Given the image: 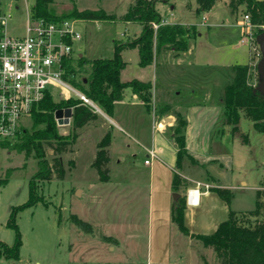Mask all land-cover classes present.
<instances>
[{
	"label": "rangeland",
	"instance_id": "374dc122",
	"mask_svg": "<svg viewBox=\"0 0 264 264\" xmlns=\"http://www.w3.org/2000/svg\"><path fill=\"white\" fill-rule=\"evenodd\" d=\"M0 1L3 11L10 16L9 34L24 37L35 0ZM134 1L53 0L50 9L58 15L75 9H102L121 17ZM228 3L229 0L217 2L214 14L218 21L212 26L202 24L206 14L197 15V0H159L157 3L163 19L170 23L195 24L199 30L192 43L193 57L183 53L180 60L169 53L165 58L158 53L164 63L159 83L170 88V97L166 105L160 92L155 106L170 107L168 115L173 120L165 122L169 128L176 123L177 112H183L188 120V154L182 166L178 168L160 154L161 160H154L153 168L145 163L149 160L154 111L140 106L137 100L132 102L134 105L120 109L124 122L115 119L127 134L117 127L111 131L108 181H101L91 167L96 144L102 139L100 130H84L82 135L80 129L77 130L72 151L62 156L66 170L64 179L40 182L43 202L17 214L16 223L23 237L20 259L2 258L0 264H221L213 249L179 231L171 212L178 201L175 195L185 197L189 187H196V181L210 183L213 188L230 189L233 199L229 206L211 188L197 207L187 205L185 224L194 234L214 233L231 211L239 212L244 223L252 224L255 218L250 213L256 208L258 191L264 203V135L254 128L244 112L235 131L223 123L222 98L224 88L233 79L232 67L247 63L250 67L248 82L256 87L259 83L257 65L262 57L257 42L238 43L244 34L241 27L244 12L232 15ZM77 28L83 36V41L76 44L77 54L83 55L86 62L79 67V77L86 79L91 61L112 58L116 43H126L142 34L141 25L119 19L113 22L80 20ZM253 33V37H257L255 26ZM242 51L246 52L244 56ZM122 55L127 62L121 73L122 81L153 79L154 68L140 66L137 49H125ZM173 71L180 76L177 81L172 79ZM193 89L196 94L191 97ZM58 93L55 90L56 101ZM97 108L93 109L99 113L100 107ZM23 122L31 131L32 116ZM72 122L73 119L69 125H58L61 135L72 132ZM52 153L47 148L50 162ZM71 161L76 164L74 170ZM37 170L33 155L26 158L25 154L0 148V183L7 172L12 171L9 181L0 186V242L14 244L16 232L7 223L13 208L29 200L30 180ZM175 174L181 175L186 183L178 192L173 187ZM80 189L83 190L81 196L77 192ZM72 215L92 225L95 239L75 226Z\"/></svg>",
	"mask_w": 264,
	"mask_h": 264
},
{
	"label": "trees",
	"instance_id": "16d2710c",
	"mask_svg": "<svg viewBox=\"0 0 264 264\" xmlns=\"http://www.w3.org/2000/svg\"><path fill=\"white\" fill-rule=\"evenodd\" d=\"M159 0H135L127 12L118 17L108 14L104 10H73L69 14H54L50 7L53 0H35L32 7L33 19H44L57 22L65 19L81 21H107L122 20L127 23H136L142 26V34L126 43H116L112 58H99L90 62L89 77H79V67L86 64L83 56H78L75 64L68 65L64 78L77 90L109 117L113 116L115 104L125 98L127 90H131L148 108L157 115L168 113L170 107L165 104L153 105V84L138 79L122 81L121 73L127 67L122 52L125 49H137L140 55V66L148 67L155 63L158 53L172 51L175 56L187 53L192 43L197 39L199 30L196 25L168 24L158 12L156 5ZM220 0H197V15L209 12ZM228 6L232 15L237 16L242 10L244 15H249L252 24L257 29V35L264 30V0H229ZM243 15V16H244ZM153 24H159L155 29ZM250 67L248 64H236L232 67L233 79L224 88L222 110L224 125L232 126L235 131L241 120V112L253 122L254 128L264 135V96L254 92L255 87L248 82ZM191 72V71H190ZM85 80H87L85 82ZM71 108L73 110L72 132L67 136L61 135L55 118L59 109ZM33 118L32 130L23 129L21 135L14 142L0 141V148L25 154L26 158L33 157L37 160L38 170L31 178L29 184V200L27 203L14 207L7 225L16 232V240L12 246L0 242V260L6 258L18 261L23 245L22 236L16 223L17 214L24 208L34 207L43 202L40 194V182L50 181L54 178L64 179L66 175L63 164V154L72 151L78 134L75 132L85 125L98 119L99 115L90 105L77 98L55 100L51 93L35 105L31 114ZM188 120L183 112L176 113V123L171 127L172 138L177 148V167L182 162L188 151L186 148V129ZM42 126L41 128H39ZM112 132L109 130L97 144L96 157L92 167L97 171L101 181L109 180L110 146ZM47 148L52 150L53 158H47ZM71 166L74 162H70ZM12 171H8L0 186L5 185ZM186 185L181 175L175 174L173 187L175 191L181 190ZM213 188V187H212ZM216 192L227 205H231L233 192L227 188L215 187ZM256 208L250 213L255 218L252 224L244 223L239 218V212L231 211L227 220L219 224L212 234L191 233L185 224L187 209V196L180 197L173 206L171 218L179 231L186 236H193L206 248L214 250L221 264H264V203L261 201V192L258 191ZM72 222L81 231L93 234L94 228L89 223L72 215Z\"/></svg>",
	"mask_w": 264,
	"mask_h": 264
},
{
	"label": "built area",
	"instance_id": "2783aa9c",
	"mask_svg": "<svg viewBox=\"0 0 264 264\" xmlns=\"http://www.w3.org/2000/svg\"><path fill=\"white\" fill-rule=\"evenodd\" d=\"M10 16L3 11L0 1V141L14 142L23 129L24 119L30 117L33 107L40 103L47 93L59 100L77 98L97 108L83 93L74 88L65 78L68 65L77 61L76 42L83 36L77 28V19L47 21L28 17L24 37H14L8 32ZM165 23V22H163ZM158 29L159 24H153ZM249 15L243 16L242 43H255ZM147 165L157 159V153L150 150ZM202 188L209 191L212 186L196 182V187L187 193V205L199 204Z\"/></svg>",
	"mask_w": 264,
	"mask_h": 264
},
{
	"label": "crops",
	"instance_id": "0c3cea01",
	"mask_svg": "<svg viewBox=\"0 0 264 264\" xmlns=\"http://www.w3.org/2000/svg\"><path fill=\"white\" fill-rule=\"evenodd\" d=\"M164 3L167 4L166 1ZM216 4L213 6V8L209 12H205L206 16H203L202 24H206L208 26H212L216 21H218L217 20L218 19L217 15L214 14V12H215L214 9L217 6ZM156 7H157V5H156ZM197 7H198V5L196 6V8ZM196 8H195V10H196ZM173 9L174 8H172L171 10H173ZM123 14H125V13H123ZM208 20H209V24H208ZM163 22L168 23V24H176V23H170V22H168L165 19H164ZM179 24H182V23H179ZM183 25H185V23ZM186 25H195V24H186ZM243 33H244V30L242 31V34ZM200 36H202V34H200ZM243 37H244V34H243L242 37H239L238 43L245 44V43L241 42ZM81 41H83V38H82ZM77 43L78 42H76V44ZM76 44H75V50H76ZM242 52H243V56H244L246 54V52L245 51H242ZM248 52H249V48H248ZM168 53H169V55H174L175 56V54L172 51H169V50L168 51H162L160 53V56H163L165 58ZM186 54L189 55V57H193L194 44L191 45V48L189 49V51L187 53H185V55ZM79 56L81 57L83 55H79ZM160 56L159 57L157 56L156 59H155V63L150 65V66H152L154 68V71H155L154 77H153L154 80L153 79L150 80L151 83L153 84V105H155L156 97L158 96V94H160V92L162 93L163 103H166V105L168 103L167 100H169V97H170L169 96L170 88L165 87V86L162 87L160 85V83H159L160 82L159 74L161 72L162 66H164V63L162 62V59H160L161 58ZM175 57L181 60L180 56H175ZM248 61H249V59H248ZM245 64H247V63H245ZM177 68L178 67L176 66V69ZM177 71L176 72L173 71V73L171 72L172 75H174V76H172V79H175V81H177L180 78V76L177 75ZM189 71H190V69H189ZM150 81H148V82H150ZM171 85H174V83H171ZM191 92L193 93V94H190L191 97L194 96V94H196L194 89ZM175 93H176V95L179 94V90L176 91ZM135 100L139 101L137 104H140V106H145V104L136 95H134V93H132L131 90H127V92L125 94V98L122 101H119V102H117L115 104L114 113H113L112 117L107 116L100 109L99 110L100 112L98 113V115H99L98 119L93 121V122H91V123H89V124H87V125H85L83 128L80 129L81 135L83 134L84 130L85 131H87V130L89 131V130L97 129L98 131L100 130L101 137H103L109 130L112 131L114 127H117L121 132L127 134L125 132L124 128L118 122L116 123V120L118 118L120 121L124 122V120L122 119V117L119 114L120 113V109L122 107H125V106H128V105H132L133 104L132 102H134ZM152 111H154V110H152ZM153 114H154V117H153V120H152L153 121L152 122L153 123V126H152L153 132H152V139H151V148L149 149V151L153 150L155 153H157V156H158V154H160L162 156H166L168 159H170L171 163H174L177 166V160H178L177 159V148H176V146L174 144V141H173V138H172L173 134H172V131H171V127L169 128V127H167V125H165V122H166L165 117L169 116V115H168V113H166L164 115H157L155 113V111H154ZM171 119L173 120V118H171ZM112 139H113V135H112ZM97 144H96V147H97ZM111 146H112V143H111ZM111 146H110V148H111ZM95 157H96V154H95ZM154 160H161V158H159V156H158V158L154 159ZM153 161H152V163L150 165L152 168H153V165H154ZM91 167H92V164H91ZM71 169L72 170L76 169V164L75 163H74V165H73V167ZM183 178L187 179L188 181L190 180L188 177H186L184 175H183ZM196 182H200V181H196ZM207 184L211 185L210 183H207ZM211 186H213V185H211ZM192 188H194V187L193 186L189 187L187 192L184 193V196H187L188 191L190 189H192ZM77 192L79 193V196H81L83 194V190H81V189L77 190ZM207 194H209V191H206L204 188H202L201 197L203 195H207ZM180 195L182 196V194H180ZM201 197H200L199 204L201 202ZM188 206L190 207L191 205H188ZM191 207H195V206H191ZM90 236H91V238L95 239L93 234H90ZM109 238H111V237H109ZM112 239L117 241L114 237Z\"/></svg>",
	"mask_w": 264,
	"mask_h": 264
},
{
	"label": "water",
	"instance_id": "95a60500",
	"mask_svg": "<svg viewBox=\"0 0 264 264\" xmlns=\"http://www.w3.org/2000/svg\"><path fill=\"white\" fill-rule=\"evenodd\" d=\"M256 42L259 45L262 57L257 65V72L259 74V83L255 87L254 92L255 93L258 92L264 96V30L257 35ZM86 81L87 80H85V82ZM55 118L59 126L66 125V124L69 125L73 118V110L71 108L59 109L55 113ZM165 120L171 121L172 119L171 117L166 116ZM175 197H176V200H178L181 197V195L176 194Z\"/></svg>",
	"mask_w": 264,
	"mask_h": 264
}]
</instances>
